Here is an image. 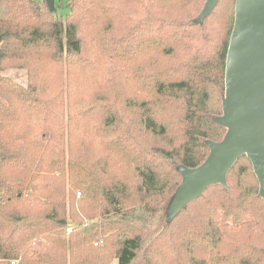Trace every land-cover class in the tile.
<instances>
[{"label":"trees","instance_id":"1","mask_svg":"<svg viewBox=\"0 0 264 264\" xmlns=\"http://www.w3.org/2000/svg\"><path fill=\"white\" fill-rule=\"evenodd\" d=\"M207 1L0 0V264H264L247 156L164 212L228 133L236 0Z\"/></svg>","mask_w":264,"mask_h":264},{"label":"water","instance_id":"2","mask_svg":"<svg viewBox=\"0 0 264 264\" xmlns=\"http://www.w3.org/2000/svg\"><path fill=\"white\" fill-rule=\"evenodd\" d=\"M218 1H207L201 19ZM47 3L54 8V0ZM223 109L226 137L212 145L211 156L203 165L183 172L180 192L186 197L185 204L213 184L226 185L229 171L243 156L251 160L264 197V0H236Z\"/></svg>","mask_w":264,"mask_h":264},{"label":"rangeland","instance_id":"3","mask_svg":"<svg viewBox=\"0 0 264 264\" xmlns=\"http://www.w3.org/2000/svg\"><path fill=\"white\" fill-rule=\"evenodd\" d=\"M65 0H54V5H63L64 6L60 9L63 10H59L58 15H64L67 12V9L65 8ZM236 7V6H235ZM201 16H200V21H201ZM198 21V20H197ZM5 75L15 79L17 82L26 85L27 84V75L25 73V71H17V70H8ZM181 170L186 174L187 170L184 168H181ZM181 189L179 188L178 191L176 192V194L171 197L170 201L168 203H166L163 207H164V212L167 215L168 218H171L172 216H175L181 209L185 208V201H186V197L183 195V193L180 192ZM165 218V219H168ZM160 221V220H159ZM70 230V229H69ZM112 264H118L117 260H113Z\"/></svg>","mask_w":264,"mask_h":264},{"label":"built area","instance_id":"4","mask_svg":"<svg viewBox=\"0 0 264 264\" xmlns=\"http://www.w3.org/2000/svg\"><path fill=\"white\" fill-rule=\"evenodd\" d=\"M70 230H71V229H70ZM70 230H69V231H70Z\"/></svg>","mask_w":264,"mask_h":264}]
</instances>
